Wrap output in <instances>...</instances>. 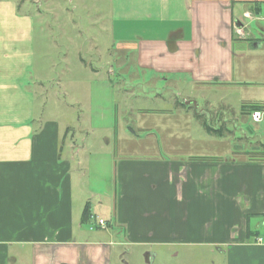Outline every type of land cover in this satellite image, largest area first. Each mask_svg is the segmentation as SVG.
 Wrapping results in <instances>:
<instances>
[{
  "label": "crops",
  "instance_id": "0c3cea01",
  "mask_svg": "<svg viewBox=\"0 0 264 264\" xmlns=\"http://www.w3.org/2000/svg\"><path fill=\"white\" fill-rule=\"evenodd\" d=\"M114 3L117 26L140 31L120 43L135 49L138 67L189 87L174 110L164 111L179 115L191 103L188 115L176 116L183 129L203 113L193 90L212 91L202 98L209 105L218 98L220 111L230 108L238 89L241 105H264V0ZM253 21L256 38L249 36ZM236 28H244L243 37ZM13 43L0 50V264H128L113 259L116 246L141 249L147 262L157 258L152 248L183 247L215 249L225 256L221 264H264V158L248 154L254 147L198 154L172 139L166 127L173 123L162 125L170 136L164 147L147 129L154 143L112 160L110 188L89 206L82 147L73 142L74 131L42 118L40 79L27 75L29 65L12 63L22 55Z\"/></svg>",
  "mask_w": 264,
  "mask_h": 264
},
{
  "label": "rangeland",
  "instance_id": "374dc122",
  "mask_svg": "<svg viewBox=\"0 0 264 264\" xmlns=\"http://www.w3.org/2000/svg\"><path fill=\"white\" fill-rule=\"evenodd\" d=\"M114 5V0L0 2V17H6L9 22L0 25V50L8 47V41L14 42L22 55L12 63L29 65L27 75L40 79L37 105L42 118L56 120L64 130L75 132L73 142L82 147L78 161L90 167L87 178L91 193L86 199L92 202L89 206L97 202L94 195L110 188L112 160L130 151L143 153L154 143L147 129L152 128L157 143L164 147L170 136H165L169 132L163 127L173 123L170 128L166 127L174 135L172 139L180 138L181 148L191 147L198 154L225 153L227 145L233 149H249L264 142V124L252 121L249 113L242 111L239 89L231 97L234 100L230 108L221 111L222 106L215 102L218 98L210 105L202 98H211L212 91L193 90L203 110L202 119L213 128H226L223 137L209 135L193 117L188 128L183 129L182 120L176 116L188 115L191 103L179 115L177 111L164 112L174 110L175 101L180 104L190 89L166 80V74L138 67L135 49H127L120 43L127 44L140 31L129 25L124 28L125 24L117 26ZM248 30L251 38L258 37L255 21L249 24ZM138 134L140 137L136 138ZM189 135L196 145L184 143ZM215 141L223 142L218 147ZM92 233H97L96 229ZM151 251L158 254L157 258L147 262L140 255L141 249L116 246L113 259L119 257L118 262L124 260L128 264H221L220 260L225 257L212 248L158 247ZM215 259L218 262L212 263Z\"/></svg>",
  "mask_w": 264,
  "mask_h": 264
},
{
  "label": "trees",
  "instance_id": "16d2710c",
  "mask_svg": "<svg viewBox=\"0 0 264 264\" xmlns=\"http://www.w3.org/2000/svg\"><path fill=\"white\" fill-rule=\"evenodd\" d=\"M242 111H246L249 113L251 116L252 112L255 110H261L264 111V105L260 104H250V105H241ZM197 119L201 122L203 128L205 131L209 134H212L214 136L220 137L223 135L224 131L226 132V128L223 127H218V128H213L208 124V121L206 119H202V115L196 114ZM254 151V152H253ZM248 154H251L252 157L258 156L260 158H264V143H259L258 147H254L253 150L248 152ZM89 216V211L87 204L84 206V209L82 211V217L81 220L82 222L85 221V219Z\"/></svg>",
  "mask_w": 264,
  "mask_h": 264
},
{
  "label": "built area",
  "instance_id": "2783aa9c",
  "mask_svg": "<svg viewBox=\"0 0 264 264\" xmlns=\"http://www.w3.org/2000/svg\"><path fill=\"white\" fill-rule=\"evenodd\" d=\"M235 32L238 36L243 37L244 36V28H236ZM264 117V111L261 110H255L252 112L251 114V119L254 122H260ZM98 225H100L101 227L105 226V221L103 219H98Z\"/></svg>",
  "mask_w": 264,
  "mask_h": 264
}]
</instances>
